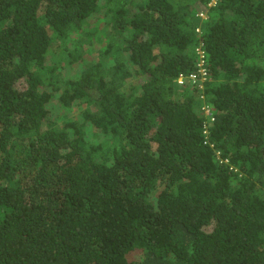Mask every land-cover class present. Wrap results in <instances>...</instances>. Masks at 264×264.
Masks as SVG:
<instances>
[{
	"label": "trees",
	"instance_id": "16d2710c",
	"mask_svg": "<svg viewBox=\"0 0 264 264\" xmlns=\"http://www.w3.org/2000/svg\"><path fill=\"white\" fill-rule=\"evenodd\" d=\"M211 1L0 0V264H264V0Z\"/></svg>",
	"mask_w": 264,
	"mask_h": 264
},
{
	"label": "built area",
	"instance_id": "2783aa9c",
	"mask_svg": "<svg viewBox=\"0 0 264 264\" xmlns=\"http://www.w3.org/2000/svg\"><path fill=\"white\" fill-rule=\"evenodd\" d=\"M198 52H199V54L201 55V60H200V62H199V66H200V71L203 73V77L201 78V80L202 79H204V78H206V76H205V73H206V69H205V67H204V58H203V50L201 49V48H198ZM191 76V78L193 79V80H195L196 78H197V76H196V74H191L190 75ZM178 81L180 82V83H182L184 80H183V77H179L178 78Z\"/></svg>",
	"mask_w": 264,
	"mask_h": 264
},
{
	"label": "clouds",
	"instance_id": "9594fccd",
	"mask_svg": "<svg viewBox=\"0 0 264 264\" xmlns=\"http://www.w3.org/2000/svg\"><path fill=\"white\" fill-rule=\"evenodd\" d=\"M213 3H215V0H212L211 2H209V5H211V4H213ZM197 14H199V16H206V13L203 11V10H200ZM199 48V47H198ZM198 48H197V51H198ZM203 80H205V78L204 79H202V81ZM208 105V115L209 116H211L212 117V120H211V124L213 123V121H214V116H213V114H212V110H211V107H210V104L208 103L207 104ZM204 108V107H203ZM205 111V110H204ZM205 115V114H204ZM206 116V115H205ZM207 119H210L209 117L208 118H205V130L204 131H206V132H208V126L206 125V121H207ZM210 124V125H211Z\"/></svg>",
	"mask_w": 264,
	"mask_h": 264
},
{
	"label": "rangeland",
	"instance_id": "374dc122",
	"mask_svg": "<svg viewBox=\"0 0 264 264\" xmlns=\"http://www.w3.org/2000/svg\"><path fill=\"white\" fill-rule=\"evenodd\" d=\"M204 114L206 115V118H210V119H207L206 121V125H210L211 124V120H212V117L208 115V105L207 104H204Z\"/></svg>",
	"mask_w": 264,
	"mask_h": 264
}]
</instances>
